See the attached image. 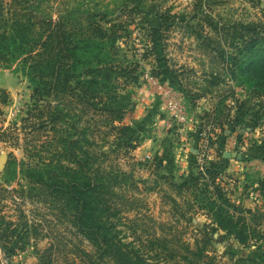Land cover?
I'll use <instances>...</instances> for the list:
<instances>
[{
    "label": "rangeland",
    "instance_id": "374dc122",
    "mask_svg": "<svg viewBox=\"0 0 264 264\" xmlns=\"http://www.w3.org/2000/svg\"><path fill=\"white\" fill-rule=\"evenodd\" d=\"M4 1L0 18L10 16L9 0ZM31 2L38 13L54 18L68 4ZM81 2L125 20L117 32L120 51L138 57L146 53L139 82H128L108 101L121 111L117 129L102 127L113 133L108 139L113 157L130 175L127 201L116 205L112 218L118 236L151 264H186L183 254L198 243L208 258L189 256L204 264H232L253 256L254 250L224 237L223 231L205 229L211 219L198 207L204 184L198 190L180 189L179 184L215 162L218 183L237 204L264 209V106L251 88L229 78L223 60L234 49L232 41L251 34V21L264 22V0ZM5 27L0 20V29ZM2 45L0 156L6 154L7 162L0 167V264H43L42 258L45 264H122L99 254L61 205L30 192L28 165L34 167L37 151L55 135V99L33 97L23 55ZM69 119L72 136L77 135L82 121Z\"/></svg>",
    "mask_w": 264,
    "mask_h": 264
},
{
    "label": "trees",
    "instance_id": "16d2710c",
    "mask_svg": "<svg viewBox=\"0 0 264 264\" xmlns=\"http://www.w3.org/2000/svg\"><path fill=\"white\" fill-rule=\"evenodd\" d=\"M7 3L10 16L0 18L8 26L0 29L1 47L6 46L11 54L17 49L18 55H23V69L33 83V97H53L57 112L54 137L47 147L37 151L39 160L34 167H30L32 163L28 165L30 192L71 213L80 233L103 257L122 264H151L136 246L118 236L112 222L116 205L127 201L125 191L130 175L115 161V148L108 140L118 127L115 122L121 112L109 107L108 101L119 96L120 89L128 82H139L143 67L140 59L146 53L138 57L136 53L129 56L120 51L117 32L125 20L119 15L108 16L90 3L68 0L58 18L38 13L32 8L31 0ZM4 4L5 1L0 0V11ZM28 7L30 9H26ZM251 24L254 25L251 34L242 35L239 42L232 41L234 49L227 52L223 60H226L229 78L251 88L262 107L264 22L253 20ZM99 72L105 74L99 77L96 75ZM224 98L226 95H222L221 103ZM74 116H78L83 125L80 132L72 136L69 118ZM104 126L112 129L111 134L103 132ZM218 174V164L211 162L195 176L182 180L179 188L198 190L204 184L198 207L206 210L211 219L205 229L214 233L223 231L224 237L254 250L253 256L235 259L232 264H264V209L237 204L229 190L218 183ZM260 187L264 197V179L260 180ZM0 246L4 250L1 242ZM190 253L208 258L199 243L196 249L188 247L182 258L186 264H204L202 260L200 263L190 258ZM45 262L42 258V263Z\"/></svg>",
    "mask_w": 264,
    "mask_h": 264
},
{
    "label": "water",
    "instance_id": "95a60500",
    "mask_svg": "<svg viewBox=\"0 0 264 264\" xmlns=\"http://www.w3.org/2000/svg\"><path fill=\"white\" fill-rule=\"evenodd\" d=\"M6 162H7V155L6 154H2L0 156V167H2Z\"/></svg>",
    "mask_w": 264,
    "mask_h": 264
},
{
    "label": "built area",
    "instance_id": "2783aa9c",
    "mask_svg": "<svg viewBox=\"0 0 264 264\" xmlns=\"http://www.w3.org/2000/svg\"><path fill=\"white\" fill-rule=\"evenodd\" d=\"M173 107H175V105ZM199 159H200V162H202L204 160L203 156H201Z\"/></svg>",
    "mask_w": 264,
    "mask_h": 264
}]
</instances>
